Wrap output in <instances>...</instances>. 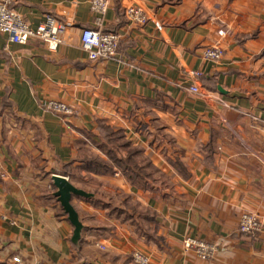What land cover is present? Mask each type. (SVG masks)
Wrapping results in <instances>:
<instances>
[{"label": "crops", "instance_id": "crops-1", "mask_svg": "<svg viewBox=\"0 0 264 264\" xmlns=\"http://www.w3.org/2000/svg\"><path fill=\"white\" fill-rule=\"evenodd\" d=\"M133 3L144 24L127 18ZM13 6L31 25L66 21L72 39L100 28L120 40L114 57L93 61L75 44L50 51L0 32V264H135L134 250L152 264H264V0H110L101 20L90 0ZM215 43L222 58L204 59ZM47 99L72 113L44 109ZM107 128L158 170L150 188L110 163L99 146ZM90 156L112 170L84 168ZM54 174L91 194L71 199L77 244ZM244 211L260 217V233L238 231ZM188 235L214 241V258L184 251Z\"/></svg>", "mask_w": 264, "mask_h": 264}, {"label": "built area", "instance_id": "built-area-1", "mask_svg": "<svg viewBox=\"0 0 264 264\" xmlns=\"http://www.w3.org/2000/svg\"><path fill=\"white\" fill-rule=\"evenodd\" d=\"M16 0H0V32L8 35V40L16 44H24L30 38H36L46 44L50 51H55L61 44H75L86 51L90 60H107L114 57L120 40L117 31H104L100 28H83L80 33L72 39L70 35V25L66 21H61L53 16H45L36 25L29 24L22 15L16 11L13 3ZM110 0H90L91 10L97 14V19L101 20L102 16L108 9ZM127 18L131 22L144 24L147 16L144 9L133 3L125 8ZM225 33L224 29L218 30L219 35ZM224 54L223 47L218 44H211L203 47L201 56L210 61H218ZM196 77L198 73L192 72ZM192 92H198L199 88L196 82L189 87ZM44 109L58 115H69L72 109L62 101L47 99L42 103ZM1 173V170H0ZM238 231L245 235H256L261 232L262 222L258 215L244 211L238 219ZM181 245L184 251H192L198 258L211 260L214 258L218 245L214 241L199 239L195 236H185ZM104 249L102 245H98ZM131 258L135 264H152L151 258L139 251L134 250ZM19 263V257L12 258ZM32 264H52L48 261H35Z\"/></svg>", "mask_w": 264, "mask_h": 264}, {"label": "trees", "instance_id": "trees-1", "mask_svg": "<svg viewBox=\"0 0 264 264\" xmlns=\"http://www.w3.org/2000/svg\"><path fill=\"white\" fill-rule=\"evenodd\" d=\"M99 146L107 151L110 163H113L124 175L129 176L131 180H139L143 187H151L149 185L150 178L157 174L158 170L151 166L149 161L140 158L141 149L138 146H133L125 137L123 138L121 132H114L110 128L105 129ZM118 149H123L125 155L122 156ZM110 163L98 156H90L82 160L84 168L99 173L111 171Z\"/></svg>", "mask_w": 264, "mask_h": 264}, {"label": "water", "instance_id": "water-1", "mask_svg": "<svg viewBox=\"0 0 264 264\" xmlns=\"http://www.w3.org/2000/svg\"><path fill=\"white\" fill-rule=\"evenodd\" d=\"M52 181L54 187L56 188L54 196H56L63 211L66 213L68 220L73 226L71 241L72 243L77 244L80 239L83 226L81 221L79 220L74 206L71 203V199L72 196L88 198L91 196V194L75 187L70 183L66 176L54 174L52 176Z\"/></svg>", "mask_w": 264, "mask_h": 264}]
</instances>
